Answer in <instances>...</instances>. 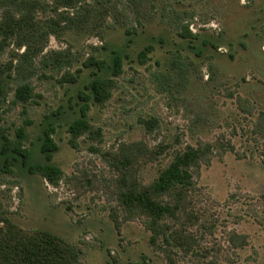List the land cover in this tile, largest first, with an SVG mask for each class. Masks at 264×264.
Segmentation results:
<instances>
[{
	"label": "rangeland",
	"instance_id": "obj_1",
	"mask_svg": "<svg viewBox=\"0 0 264 264\" xmlns=\"http://www.w3.org/2000/svg\"><path fill=\"white\" fill-rule=\"evenodd\" d=\"M99 1L103 15L68 28L61 18L80 0H0V22L15 24L0 35V212L23 230L60 236L81 264H264V0ZM185 24L194 37L179 34ZM91 55L103 70L83 64ZM99 76L114 83L102 105L88 88ZM19 83L29 87L24 98ZM82 120L101 135L83 134L74 147L69 128ZM47 127L50 161L39 152ZM17 142L29 152L26 167L12 161ZM136 142L158 152L136 173L143 186L187 145L211 148L191 168L187 210L199 220L165 219L176 231L166 240L116 204L117 172L102 153ZM39 163L59 169L56 184L29 172ZM181 221L188 225L177 240ZM231 231L246 238L242 248L231 245Z\"/></svg>",
	"mask_w": 264,
	"mask_h": 264
},
{
	"label": "trees",
	"instance_id": "obj_2",
	"mask_svg": "<svg viewBox=\"0 0 264 264\" xmlns=\"http://www.w3.org/2000/svg\"><path fill=\"white\" fill-rule=\"evenodd\" d=\"M69 6H74L75 0H66ZM80 5L76 12L65 14L61 19L68 28L87 25L90 21L105 13V1L95 0L94 4L85 3ZM77 3V0H76ZM104 8V9H103ZM26 10V9H25ZM27 12V10H26ZM27 18L29 14L26 13ZM11 19V18H10ZM9 17H5L0 22L1 40L4 41L13 30L15 24L10 22ZM58 22L52 21L46 26L47 30L53 29ZM82 28V27H81ZM179 34L195 35L188 30V25H182ZM38 27H36V31ZM36 36V33H33ZM25 56L26 52L23 53ZM122 57L117 51H113V58L110 64L112 75H117L121 71ZM84 65L96 66L98 70H103L105 65L92 55L87 57ZM114 83L110 78L99 76L88 84L90 93L94 101L102 105L111 96ZM17 97L24 98L28 95L29 87L19 83L17 86ZM7 96V87L3 77H0V103ZM243 106V104H242ZM245 110L252 112L253 107L247 105ZM258 127L262 131L263 123ZM1 130V127H0ZM52 127L43 130L39 152L44 155L46 161H50L52 153L56 149V143L51 138ZM72 146H77V138L83 134L92 138L100 137V129L93 128L85 120L77 121L69 128ZM211 148L208 146L192 147L187 145L183 151L175 154L173 165L169 171L162 175L157 181L143 186L136 179L139 167L156 156L158 153L154 148H148L140 142L132 145H122L118 150H107L102 155L109 161L117 172L115 179L116 204L129 216L143 215L146 217L145 226L151 232L152 239L160 235L166 240L165 233H175L169 231V226L164 223L165 219L178 220L180 216L185 219H194L198 222L200 212L193 213L187 210L192 205L189 192L192 189L193 166H198L200 160L208 161ZM12 161L20 158L21 165L26 167L28 150L20 142H17L12 149ZM208 154V155H207ZM9 169V168H8ZM7 169V170H8ZM29 172L39 173L48 183L56 184L61 176V172L54 166L44 163L28 166ZM11 171L10 169L8 170ZM180 222L176 239L182 237L186 232V226ZM226 233L228 231H225ZM167 234V236H170ZM234 249L242 248L246 244V238L238 235L235 231L227 234ZM172 238V237H171ZM0 264H81L78 254L60 236L44 229L23 230L12 223L2 212H0Z\"/></svg>",
	"mask_w": 264,
	"mask_h": 264
}]
</instances>
